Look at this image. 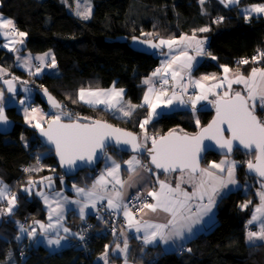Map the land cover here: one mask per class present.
<instances>
[{"label": "trees", "instance_id": "trees-1", "mask_svg": "<svg viewBox=\"0 0 264 264\" xmlns=\"http://www.w3.org/2000/svg\"><path fill=\"white\" fill-rule=\"evenodd\" d=\"M91 1L93 13L85 21L69 13L60 0H0V14L13 20L17 31L27 34L20 37L24 43L18 53L51 51L59 75H30L16 66L14 54L2 46L0 66L16 80L27 82L25 84L34 93L33 104L45 109L39 103L36 90L47 89L59 101L62 110L70 113L72 120L77 117L81 121L104 120L136 133L140 139V123L145 118L146 108L139 107L129 118H120L106 109L85 105L78 99L81 88L115 86L125 89L124 97L132 104L141 103L144 94L141 81L159 65V56L132 50L126 42L130 37L156 42L182 35L206 37L208 46L205 50L209 52V57L216 59L203 60L194 70L195 75L219 73L222 67L236 68L234 59L247 57L251 61L256 49L264 51V16L246 21L239 13L241 7L261 5L264 0H239L229 8L217 0H205L204 4L199 0ZM220 17L223 20L217 23ZM201 28L209 30L201 32ZM148 33L152 35L148 37ZM2 43L0 40V45ZM241 66L240 70L246 72L252 64ZM0 90L7 94L1 87ZM5 115L11 125L8 131H0V182L7 186L8 191L14 192L18 200L13 214L0 224V264H100L97 257L110 242L112 236L109 234L92 240L91 254L68 246L51 251L39 240L29 238L26 231L21 239H17L22 226L30 230L31 223L42 222L46 218L40 200L23 191L29 180L35 182L49 175L55 177V187L60 189V180L83 184L90 182L95 172L84 171L73 178H65L55 163L52 151L40 144L36 129L25 124L24 116L15 107L6 108ZM257 115L264 118V111L257 110ZM49 120L47 118L45 123ZM172 120V115L162 116L152 122L148 129L153 137L158 138L170 131ZM107 153L122 159L129 156L113 149ZM141 157L148 164L147 158ZM232 157L240 162L236 169L238 182L244 184L251 181L254 185L247 191H231L220 199L214 225L189 241L183 250L164 252L154 247L145 249L142 254V247L139 246L132 253L136 263L264 264V244L248 246L245 237V222L258 201L256 189L260 184L259 180L246 176L244 171L246 163L254 158V152L237 150ZM218 158L209 153L202 166ZM248 201L251 203L242 210L240 206ZM90 220L80 221L69 215L68 225L73 222L80 226Z\"/></svg>", "mask_w": 264, "mask_h": 264}, {"label": "snow or ice", "instance_id": "snow-or-ice-1", "mask_svg": "<svg viewBox=\"0 0 264 264\" xmlns=\"http://www.w3.org/2000/svg\"><path fill=\"white\" fill-rule=\"evenodd\" d=\"M205 0H200L201 4H204ZM239 0H220V3L225 7L230 5H235ZM80 5H77L76 15L80 16L82 19H89L91 15V8L88 7L81 11ZM247 13H264V4L253 5L251 8L245 10ZM248 16H245L247 19ZM223 20L220 17L216 22L219 23ZM0 30L3 31V35L7 43H4L3 48L9 49L12 52H19L20 49L15 47L16 44L23 45V39H16L17 36L23 38L27 34L24 32L17 31L14 21L11 19H5L0 17ZM208 28H201L199 31L207 32ZM147 35L151 36V33ZM135 39V38H134ZM147 43L149 47L158 49L166 46L171 53L176 46L183 45L185 50H182L180 56H174L171 60H166L162 66V69H157L153 73V76L159 75L163 70L167 73L171 70L172 79L175 81L177 77L182 78L183 75H188L190 83L194 84L196 87L200 88V94L193 97H189L188 100L183 98V94L187 91V85H184L180 95L173 92L171 97H168L163 88L156 90L153 87H149L148 91L144 95L142 105H134L129 102L127 106L121 103L123 96V89L116 90L114 87L111 90L103 89H84L81 88L79 91V100L88 104H104L108 109L115 110L122 113L124 116H131L132 111L137 107H142L146 104L149 108L148 117L140 123L141 129H144L154 117L159 116L161 113L157 111L161 107V102L165 108L170 107L174 102H178L181 105L191 103L192 110L195 112L196 105L199 101L207 100L208 94L212 93L217 96L215 101H209L213 103L216 107V117L213 121L201 130L195 136L178 135L175 131L169 132L166 136H161L159 138L151 137V148L148 149L149 155L151 156V164L155 166L156 169H162L165 173L169 171H179L182 175L180 180H183L184 176H187V182L193 183L194 191L188 193L181 188L180 181L173 187L171 184L164 180H158L159 189H152L147 191V196L151 197L154 203L144 201L138 212L141 216H147L149 212L159 213L163 212L168 214L166 223H152L148 220H141L136 218L135 206L129 207V203L124 201V193L118 190H114L108 195V208L109 209H120L127 221V227L129 229H135L137 233L143 231V243L153 244L157 241L168 243L176 240L183 239V234L185 231L191 233L193 231V225L199 224L204 216H207L212 212L213 207L217 203V198L223 199L226 193L222 190L228 189L229 185H236L237 180L235 178L236 172V161H231L228 159L222 160L219 163L212 162L209 167L201 168L199 154L204 150L203 140L209 139L215 141V144L220 149H226L227 153H231L234 150V142H238L245 149L255 148L256 155L255 161L249 160L247 162V167L250 172H254L259 178L258 181L261 184V191L258 192L260 197V205L256 207L253 211L251 218L248 220V224L252 225L254 222L259 221L260 231H248V239L251 242L253 239H259L264 241V119H261L257 115V110L264 111V67L252 68L251 73L248 76L242 73H236L233 78H229L228 73L230 69L224 67V77L218 83H213L211 85L205 86L200 80H191V72L193 69L192 61L195 59L193 56L187 55V48L195 47L197 55H205L204 51V41L197 40L195 35L192 37L181 36L179 40L177 39H160L159 43H154L152 40L143 41ZM163 55H167L162 53ZM46 57H51V64H46ZM180 57H184L183 61H180ZM32 57H22L17 56V60L21 62V66L31 68ZM35 60L40 63L36 65V71L34 73L30 72V75H39L44 67H56L55 56L51 52L45 53L42 56H36ZM216 59V57H212ZM252 62L264 61V52H258L257 55L251 58ZM250 61L247 59H242L239 64H248ZM174 64H178L179 71L173 68ZM5 73V69L0 68V74ZM13 77L11 80H5L4 83L7 85V90L9 93L16 92L13 81L16 80ZM215 76H204L201 80H216ZM25 83H27L25 81ZM144 83L150 84V80H145ZM167 78H163V84H167ZM228 85L229 91H225L223 96H220L216 92V89L222 88L224 84ZM233 84H241L244 86L243 91H233ZM25 91H30L25 89ZM154 98H153V94ZM44 95L48 96L49 103L54 108H61L62 106L57 103L51 95L48 94L47 89H44ZM21 105L25 104V100L21 99ZM4 93L0 92V123H7V117L4 111ZM25 112V122L32 123L33 120L36 121L35 127L40 128L41 135L45 136L49 143L55 145L56 154L59 156L61 165L71 166L79 161H87V163H93L94 159L97 157L98 151L103 153L107 160L112 161V166L105 169L97 180L93 183L92 188L85 190L83 188H78L73 185V188L78 195H83L85 197V203L80 206V217L81 219L85 216V208L91 205L96 206L97 199H104L105 197L99 195L96 191L97 188L103 190L107 183L114 182L115 185H120L121 188L133 180V175L129 176V181H123L119 178L120 164L112 160L111 156L107 155L106 149L111 140H115L117 145H131L133 151H139L142 145L138 142V138L130 132H125L120 129L113 128L107 123L95 121L90 124L79 123L80 117L76 120L71 119V115L68 112H60L54 116L50 122H48L47 129L41 128L39 119L36 115L40 113L39 108H32L31 114L29 109L24 108ZM62 117H68L70 122H62ZM42 118V116H41ZM87 119V118H84ZM199 125V120L196 121ZM221 125H227V131L231 133L230 138H225L224 131ZM149 137L145 133V139ZM128 165V171L130 174H135L139 176L140 173L137 169H143L145 171H151L147 164L142 163L141 160L137 159L135 156L131 160L125 161ZM211 169L219 170V173L227 172V176L218 175ZM30 169H25L29 171ZM110 177L111 180L107 179ZM143 179V177H141ZM51 185V178L46 177ZM147 181H145L146 183ZM30 186H34L32 180L28 181ZM31 195L29 188L24 189ZM36 195L42 196L44 203L49 206V220H51L52 213L62 210V205L60 201H55L57 207L52 208L49 196L44 193L37 192ZM59 196L60 193H55ZM205 196L207 197V203H203ZM195 198H199L201 203L196 205V210L192 212L191 201ZM66 199V198H65ZM134 199L140 200L141 197L137 195ZM0 200H7V207L0 208V214L11 215L17 206L18 197L15 193H9L6 185L0 186ZM73 203L80 204V201H73ZM251 201L242 204L241 209H246ZM39 223V221H36ZM53 225L49 224L48 228H52ZM40 229L42 233L46 232L45 225L40 223ZM27 231L29 237H33L35 234V228L31 231L21 227V232ZM65 233H69L68 228H64ZM115 229L113 232L115 233ZM121 235L124 232L121 231ZM81 240H84V236L80 235ZM139 238V237H137ZM19 239V237H17ZM66 239V237H57L56 239H48L47 243L49 245L61 244V240ZM108 249L109 246L105 245V252L99 257L103 261V264H109L108 260ZM119 251L120 253L128 252V240L125 239L123 242V247L117 244L116 249L113 251ZM191 251V249H189ZM127 264V261H125Z\"/></svg>", "mask_w": 264, "mask_h": 264}, {"label": "crops", "instance_id": "crops-1", "mask_svg": "<svg viewBox=\"0 0 264 264\" xmlns=\"http://www.w3.org/2000/svg\"><path fill=\"white\" fill-rule=\"evenodd\" d=\"M217 1L220 3V0H217ZM221 5L224 6L223 4H221ZM254 5H260V4H254ZM231 6H234V5H230L226 8H229ZM252 6L253 5H248V6L241 7L239 9V13L241 16H243L244 18H245V16H248V18L245 19L246 21H249L253 17L264 16V13H260V14L251 13V14H249L245 11L246 9H249ZM182 36L192 37L193 35H182ZM195 37L197 40H200L202 38V37H198V36H195ZM17 38H18V40L20 39V37H18V36H17ZM179 38H175V39L179 40ZM205 39H206V41L203 40L204 45H205L204 50L208 46V39L207 38H205ZM158 43H159V41H158ZM3 44L4 43H2L1 45H3ZM15 47L17 49L21 50L23 48V45L16 44ZM162 48H163L162 53L167 54V55H164V62L166 60H171L174 56H180L181 51L185 50L183 48V45L174 47V49L171 53H169V49L166 46H163ZM4 49L9 51V49H7V48H4ZM186 51H187V55L195 57V59L192 61L193 69L191 72V80H200L202 84H204L205 86H208V85H211L213 83H218L220 80L223 79V77L225 75L224 67H222L220 69L219 73L210 72V73H206V74L195 75L194 70L201 64L202 58L200 57V55H197V53L195 51V47L187 48ZM12 53L14 54L15 60H17L18 55L25 57L26 53H28V52H26V53L12 52ZM15 54H18V55H15ZM183 59H184V57H180L181 62L183 61ZM17 63H18V61H17ZM161 64H162V62H160V57H159V65H158L157 69H162V68H160ZM0 68H3V67L0 66ZM18 68H20V67H18ZM21 68H23L25 70L28 67H21ZM173 68H175L177 71L180 70L178 64H174ZM28 69H30L32 71L34 70L33 68H28ZM229 69H230V72L228 73L229 78H233L236 73H242L243 75L248 76L252 70V69H248L246 72H243L242 70L238 71L235 68H229ZM156 70H154L148 77L143 78L141 81V85L144 87V94H143L141 103L139 105L143 104L144 95L148 91L150 86L156 90H159L158 88H160V87H159V84H157V83H161L163 90L166 92L167 96L170 97L173 94L171 91L172 86L180 85L185 78L189 79L188 75L182 74V78L177 77V80L174 81L172 79L171 70H169L167 73H165L162 70L159 75L153 76V73L156 72ZM8 75H9V73L5 69V73L0 74V79L1 78H8L9 77ZM204 76H209V77L215 76L217 79L215 81L214 80H207V81L201 80V78ZM165 77L168 80L167 84H163V78H165ZM145 80H150V84L144 83ZM191 86L195 90L196 96L199 95L201 89L196 87L192 83H191ZM243 88H244V86L241 84H233L232 85L233 91H243ZM225 91H229L228 85L226 83L223 85L222 88L216 89V92L219 93L220 96H223ZM154 95H155V93L153 94V98H154ZM216 98H217L216 95L209 93L207 100H202V101H199L197 103V105H196L197 110L195 112H193L191 104L190 105H188V104L181 105L178 102H174V104L172 106L165 108L163 106V103L161 102V107L159 109H157V111L160 112L161 114L157 117H154L153 120L150 121L149 124L146 125L144 129H142V132H143L142 134H144L143 136L145 137V133L148 136L147 130L149 128V125L152 122L158 120L162 116H168V115L173 116L172 123H173V129L175 131H178L181 133H187V134H191V135L195 134L200 129V127H202L203 124L206 123L209 120V118L211 117V115L213 113L212 112L213 103H210L209 101H215ZM81 102H83V101H81ZM134 105H136V104H134ZM88 106L93 107V105H88ZM142 107L146 108V113H145V118H144V119H146L148 117L149 108L146 104H144ZM102 108L106 109L107 111H109L110 113L115 115L116 117H120V118L129 117V116H124L122 113H116L115 110H109L106 107L105 108L102 107ZM137 108H139V107H137ZM137 108H135V109H137ZM134 111H136V110H133L132 113H134ZM182 114H185V115L182 117L181 116ZM40 115H41V113H40ZM42 117H43V119H42V125H43V123H45V121H46L45 114H42ZM197 120H199V125H197V123H196ZM10 125L11 124L9 123L6 126H8V128H10ZM149 134H151V133H149ZM151 135H149L148 137H151ZM147 142H151V141H147ZM147 142L145 144L141 140L140 143L147 145ZM107 155L111 156L112 160H115L116 163L120 164L121 168L119 171V178L121 180L129 181L130 175H133V180L129 183H126L123 188H121L120 185H115V189H114V182L107 183L104 186L103 190H101L100 188H97L96 189L97 193L99 195L104 196L105 198L104 199H97L95 207H92L91 205H89V207L85 208V216L83 219H81V217H80V206L85 203V197L83 195H78L77 192L75 191V189L73 188V185H75L78 188H83L85 190L91 189L93 183L97 180V178L102 173L105 172L106 167L110 168L112 166V161L107 160L105 155H104L103 162H102L101 166L95 170L96 172L94 173V177L90 180V182H87V183L84 182L83 184H72V183H66L65 181L60 180V189H56L55 181H54L52 186H46L44 182L37 183L38 182V180H37L34 182V186H30V185L28 186L30 188L31 194L33 193L35 196H37V198L42 203L48 220H49V214H50L49 213V206L44 203L42 196L36 195L37 192H41V193H44L45 195L49 196V200L51 202L52 208L57 207V205L55 203V201H57V200L60 201L61 205L63 206L62 210H58V212L52 213L51 220H49L51 223H48V225L52 224L53 227L48 228V225L46 224V228H48L51 231L49 233L50 235L54 236V235L58 234L57 237L58 236L59 237H68V236L70 237V235H71L70 231L76 230V227L78 228L79 225L77 224L78 225L77 226L76 224H73V222L71 223V225H68V216L69 215H71L73 218H75L77 220L84 221V220H87L88 218H92L96 214L97 207L100 204H105L107 212L114 213L115 215L119 216L121 219V223H122L118 234H116L115 236H112L110 239V242L107 244L109 246V249H108L109 264H125V261H127V264H138L135 262L133 255H132L134 248L141 246L142 247V254H143L145 249L154 248V247H159L164 252L180 251V250L184 249V247L186 246V244L189 241L194 239L199 234L206 232L211 226L214 225V223L216 221V212H217L216 207H217L218 201L220 200L219 197L217 198V203L213 207L212 212L209 213L207 216H204L199 224L193 225V231L191 233L185 231L183 234V239L176 240L174 238L173 241H169L167 244L164 242L157 241L153 244L145 245L143 243V235H144L143 231L137 233L134 228L129 229L127 227V221L123 215L122 210H120V209H109L108 208V200H107L108 195L111 194L114 190H118V191H121L124 193V201L125 202L127 201V199L131 195H139L140 197L146 198L147 202L154 203L152 198L147 196L146 193L148 190H152V189L158 190L159 189L158 180H164L167 183L171 184L173 187L175 186V184L179 180L180 184H181V188L188 193H192L194 191L193 183L187 182V176L186 175L184 176L183 180H180V177L182 175L180 172L179 173H171V174H163L161 172L153 170L152 168H150V166L145 162L144 158H142L141 156L129 155V156H126L125 158L122 159V158H117L115 155L110 154V153H107ZM133 156H135L137 159L141 160L142 163L147 164L149 166V168L151 169V171H145L143 169L138 168L137 171L140 173L139 176H136L135 174H130L128 171V165L125 163V161L131 160ZM227 159L231 160V161H236V159H234L232 156L227 158ZM222 160H223V158L219 157L215 161H211L207 164L205 163V166H202V168H207V167H209L210 163H212V162L219 163ZM238 163L239 162L236 161V169L238 167ZM211 170L213 172H216L218 175H223L225 177L227 176L226 171L224 173H219V170H217V169H211ZM141 177H143V179ZM235 178H236V172H235ZM107 179L111 180L110 177H107ZM145 181H147V182L145 183ZM2 185L3 184L0 182V186H2ZM252 185H254V183L251 181H247L244 184H240L237 180L236 185H229L228 189H224L222 191H224L226 194L231 192V191L238 190V189H241L243 191H247L249 188L252 187ZM261 190H262L261 184H258V188L256 189V196H257L258 201L254 205L252 210L250 211L249 218L245 222L246 227L260 228L259 221L254 222L252 225H249L248 220L251 218L254 209L260 205V197L258 195V192ZM25 193H28V192H25ZM55 193H60V195L56 196ZM77 200L80 201V204L73 203V201H77ZM190 203L192 205V212L194 213L196 210V205L201 203V201L199 200V198H195ZM203 203H207V197L206 196H205ZM1 217H5V216L2 215ZM136 218L141 219V220H148L152 223H166L167 218H168V214L163 213V212H159V213L149 212L147 216H141V214L139 213L138 215H136ZM64 228H68L70 230L69 233H65L63 231ZM121 231L124 232V235H121ZM129 232L132 233L135 237H141L142 240L137 241L135 238H133L132 236L129 235ZM247 233L248 232L245 233V237H246V244L248 246L264 244V241H261L259 239H253L250 242L248 239ZM54 237H56V236H54ZM38 239H39V242H41L45 246H48V247L50 246L49 249L51 251L62 250L64 248H66V244H65L64 240H61V244L59 246H57V245H49L47 243L48 239H51L50 237H48V238L39 237ZM125 239L128 240V252L126 254L120 253L118 250L114 252L113 249H116L117 244H119L120 247H123V242ZM104 252H105V249H104ZM103 253H101L97 257V261L100 264H103V261L99 259V257Z\"/></svg>", "mask_w": 264, "mask_h": 264}, {"label": "rangeland", "instance_id": "rangeland-1", "mask_svg": "<svg viewBox=\"0 0 264 264\" xmlns=\"http://www.w3.org/2000/svg\"><path fill=\"white\" fill-rule=\"evenodd\" d=\"M64 5H65V7H66V9H67V11L69 12V13H71L72 15H74L75 17H77V18H80L81 20H85V19H82L80 16H78V15H76V10H77V5L79 4L80 5V9L79 10H81V11H83V10H85L86 8H88V7H90L91 8V15H92V13H93V4H92V1L91 0H60ZM91 15H90V17H91ZM0 17H3V18H5V19H8V18H6V17H4L3 15H1L0 14ZM90 19V18H89ZM89 19H86L85 21H87V20H89ZM3 31H6V30H0V40H2L3 41V43H7L8 42V40H6L5 39V37H4V35L2 34L3 33ZM148 37H149V35H148ZM206 37H202L200 40H205L206 41V39H205ZM16 39H18L17 37H16ZM203 47H205V45H203ZM205 51V53H207V54H205V55H200V57L202 58V61L203 60H205L206 58H211V57H209L210 56V54H209V52L208 51H206V50H204ZM48 52H51V51H46V52H43V53H38V54H31V53H26V55H25V57H32L33 59L31 60V64H32V67L31 68H33L34 70L32 71V70H30V69H28V68H26L25 70L26 71H28L29 73L30 72H32V73H34L35 71H36V65H38L40 62L39 61H37V60H35L34 58L36 57V56H42V55H44L45 53H48ZM51 54L53 55V53L51 52ZM159 57H160V62H162V64H161V67L160 68H162V66H163V64H164V55H162V53H156ZM15 55H18V54H15ZM17 61L18 60H16V62H15V64H16V66L17 67H24V66H21V63L18 61V63H17ZM45 63L46 64H51V57H46V59H45ZM233 64H234V66L236 67L235 69L236 70H240V68L242 67L240 64H237V63H235L234 62V60H233ZM261 64V62H259V63H253L252 64V67L250 68V69H252V68H254V67H256V68H260V67H264V65H260ZM158 68V66L154 69V70H156ZM21 69H23V68H21ZM9 73V72H8ZM43 73H49V74H51V75H59V71H58V69H57V67H55V68H51V67H44L43 69H42V71L40 72V74L39 75H41V74H43ZM214 73H216V72H214ZM9 77L8 78H1V79H12L13 78V76L11 77V75L9 74L8 75ZM34 76H38V75H34ZM184 80H187L188 81V83H189V86H190V88L193 90L192 91V93H193V97H195L196 96V92H195V90L192 88V86H191V83H190V80L189 79H187V78H185ZM183 80V81H184ZM157 84H159V87L160 88H158V89H161L162 88V84L161 83H157ZM183 85V82L180 84V85H174V86H172L171 87V91H172V93L173 92H175L177 95H180V93H181V91H180V93H178L177 92V90H181L182 89V86ZM14 86H15V88L18 90L17 91V94H15V95H10V94H5L3 91H1L0 90V92H3L4 93V104H3V106H4V111H5V109L6 108H8V107H15L16 108V111L18 112V113H20L21 115H23L24 116V118H25V112H24V108H28L29 109V113L31 114V109L32 108H39L40 110H41V115H40V113H37V114H34V115H36L37 116V118L39 119V122H40V125H41V127H42V119H43V117L41 118V116H42V114H45V117H46V119L47 118H49V119H52L54 116H56L57 114H59L60 112H65L64 110H62V108L61 109H58V108H55V109H53V110H49V109H43L40 105H35V104H33V101H34V93L31 91V88H30V86L28 85V84H25V83H22V82H20V81H18V80H14ZM31 87H33V86H31ZM113 87L116 89V90H120V89H123L124 90V92H123V96H122V99H121V103L123 104V105H125V106H127L128 104H129V101L128 100H126L125 99V97H124V93H125V89L124 88H122V87H115V86H112V87H109V88H103V90H111V89H113ZM25 89H29L30 91H25ZM35 89V88H34ZM85 89H90V88H85ZM92 90H97V88L95 89V88H91ZM98 89H102V88H98ZM40 90H36V92H39ZM80 91V90H79ZM185 97H183L185 100H187L189 97H187L186 96V94L184 93L183 94ZM172 96V95H171ZM170 96V97H171ZM21 99H24L25 100V104L24 105H21L20 104V100ZM78 99H79V92H78ZM217 99V98H216ZM80 102H81V100H79ZM82 103H84V104H86V105H93V107H100V108H102V107H106L104 104H88V103H85V102H82ZM131 103V102H130ZM132 104V103H131ZM188 105H190L191 103L189 102V103H187ZM107 108V107H106ZM108 109V108H107ZM110 110V109H109ZM134 110H137V109H134ZM116 113H120V112H117V111H115ZM133 114V113H132ZM7 117V116H6ZM130 117V116H129ZM129 117H127V118H129ZM45 119V118H44ZM62 120H69V118L68 117H62L61 118ZM261 119H264L263 117L261 118ZM7 123H0V131L1 132H5V131H8L9 130V128H8V126H6V125H8L9 123L11 124V121L7 118ZM81 121V120H80ZM35 123H36V121L35 120H33L32 121V123H26L25 122V124L26 125H28L29 127H32V128H34V129H39V128H37V127H35ZM148 131V136L149 135H151V134H149L150 133V130L148 129L147 130ZM170 131H175L174 129H173V127L170 129ZM169 131V132H170ZM143 133V132H142ZM141 133V135H140V139H139V142H141V140H142V142H144L145 144H146V142L147 141H151V137H153L152 135H151V137H149L148 139H145V137L143 136L144 134H142ZM168 133V132H167ZM166 134V133H165ZM187 134V133H186ZM164 135V134H163ZM141 144V143H140ZM145 144H141V145H143V146H149L150 144H151V142H147V145H145ZM110 150V149H109ZM108 151V150H107ZM106 151V152H107ZM52 154H53V152H52ZM254 156H255V154H254ZM205 157H206V155H205ZM204 157V158H205ZM104 158V157H103ZM221 158H223V160H225V159H227V158H229V157H221ZM237 161V160H236ZM102 162H103V160H102ZM102 162H101V164H102ZM207 163H209V162H207ZM101 164H100V166H101ZM240 165V162L238 163V166ZM96 170V169H95ZM94 170V172H96ZM84 171H88V170H84ZM84 171H81V172H84ZM237 171V170H236ZM80 173V172H79ZM78 173V174H79ZM77 174V175H78ZM76 175V176H77ZM48 177H51V185L49 184V181L47 180V179H41V180H38V182L37 183H39V182H44L45 183V185L46 186H52L53 185V183H54V179H55V177H53L52 178V176H49L48 175ZM71 178H73V177H71ZM73 184V183H72ZM29 186V184L27 183L24 187H23V191H24V189H26V188H29L28 187ZM30 189V188H29ZM10 194L11 193H14V192H10V191H8ZM26 191H24V193H25ZM25 194H27L28 196H33V197H37V196H35L33 193L31 194V195H29V193H25ZM132 196V195H131ZM130 196V197H131ZM135 196H137V195H135ZM129 197V198H130ZM128 198V199H129ZM128 199H127V201H128ZM127 201H126V203H127ZM100 205H102V204H100ZM99 205V206H100ZM105 205V204H104ZM5 206V207H4ZM41 206H42V208L44 209V207H43V205H42V203H41ZM98 206V207H99ZM106 206V205H105ZM7 207V200H0V208H6ZM98 207H97V210H96V214L91 218V220H93L92 222V224L94 225V227L95 228H99V224L97 223L98 221H99V223H100V220L101 221H103V218L100 216L101 215V213H100V211H98ZM15 210V209H14ZM46 213V212H45ZM107 213H109V212H107ZM13 214V213H12ZM11 214V215H12ZM110 214H114V213H110ZM139 214V213H138ZM138 214H136V215H138ZM2 215H4L5 217H1ZM11 215H8V214H0V224H1V221L4 219V218H8V217H10ZM90 219V218H89ZM91 220H90V222H91ZM120 222H121V220H120ZM40 223H42V224H44L45 225V229H46V232L45 233H42L41 232V229H40ZM48 223H51L49 220H48V218H47V216H46V218H45V220L44 221H42V222H39V223H36V222H34V223H31V225L29 226L31 229L30 230H32L33 228H35V230H36V234L33 236V238L32 237H29V238H31L33 241H37V240H39L38 238L39 237H45V238H48V237H50L51 239H55L56 237H57V235L58 234H56V235H54V236H56V237H54V236H52V235H50L49 233L51 232L48 228H46V224L48 225ZM122 224V223H121ZM22 227H24V228H26L27 229V227L24 225V226H22ZM121 228V227H120ZM30 230H28V231H30ZM77 230V229H76ZM76 230H74V231H70V236H72L73 235V233L74 232H76ZM27 232V231H26ZM24 234H25V231L24 232H21V229H20V232H19V239H21L23 236H24ZM112 236H115V234L114 235H112ZM69 237V236H68ZM68 237H66V239H64V242L66 243L67 242V239H68ZM50 247V246H49Z\"/></svg>", "mask_w": 264, "mask_h": 264}, {"label": "water", "instance_id": "water-1", "mask_svg": "<svg viewBox=\"0 0 264 264\" xmlns=\"http://www.w3.org/2000/svg\"><path fill=\"white\" fill-rule=\"evenodd\" d=\"M146 40H151V39H142V38H139V37H130V38L127 39L126 42H127L128 47L131 48L132 50L136 51V52H141V53H145V54H149V55H153V54H156V53H162L163 52L162 48L154 49V48L149 47V45L147 43L143 42V41H146ZM152 41L154 43H158V42H156L154 40H152ZM5 80H11V79H0V87L2 88V90L6 91L10 95L17 94V91H18L17 89H16V92H14V93H9L8 92L7 85L4 83ZM13 84H14V81H13ZM48 94L51 95L53 97V99L57 103H59V101L49 91H48ZM38 99H39V103L43 107H45L46 109H49V110L55 109L49 103L48 96L44 95V89H41L38 92ZM58 109H61V108H58ZM212 110H213V113H212L211 118L202 127H200V129L195 134H192V135L191 134H187V135L195 136L198 133H200L203 128H206L213 121V119L216 117V107H215L214 104H213ZM50 121H51V119L49 121H47L45 123V125L42 126L41 128L46 130L47 127H48V122H50ZM95 121L104 122V123H107L108 125H111L113 128L120 129V130L125 131V132H130V133H132L133 135H135L138 138L136 133L131 132L129 130H126L124 128H121L119 126L113 125V124H111V123H109L107 121H104V120H100L99 119V120L79 121V123L90 124V123H93ZM62 122L69 123L70 120H62ZM221 127L223 129H225V131H224L225 138L226 139L230 138L231 137V133L227 131V125H221ZM170 132H173V131H170ZM175 132L178 135H185L186 134V133H181V132H178V131H175ZM168 134H169V132L164 134V135H162V136H166ZM36 137L39 140L40 144L45 149L50 150V151L53 152V158L55 160V163H56L60 173L63 174L65 176V178L75 177L79 172L84 171V170L94 171L95 169H97L100 166V164H101V162L103 160V157H104V154L100 153L98 151L97 157L94 159L93 163H91V164L87 163V161H79V160H77L76 163L71 165V166H68V165H63L62 166L60 158L56 154L55 145L49 143L47 138L45 136L41 135L40 128L36 130ZM138 142H139V139H138ZM202 143H203V146H205V147H204V150L199 154V160H200V167L201 168H202V163H203L205 155H207L209 153L215 154V155H217L219 157H231L234 154L235 151L240 150V151H252L256 155V151H255L254 147L252 149H245L242 145H239L238 142H234V150L231 153H227L226 149H220L219 147H217L216 144H215V141H213V140L204 139ZM150 148H151V144L148 147L142 145V148L139 151H133L131 145H124V144L117 145L115 143V140L113 139V140H111L109 142V145H108L106 151L109 150V149H113L114 151H117V152H120V153H123V154H127V155L145 156L147 158V160H148V165L153 170H156V171L161 172L163 174L179 173L178 170L177 171H169V172L165 173L162 169H156L155 166L151 164V156L149 155V152H148V149H150ZM250 160H252L254 162L255 161V156H254V158H252ZM244 171H245L246 176L252 177V178L257 179V180L260 181V178L254 172H250L249 171V169L247 167V163L245 165Z\"/></svg>", "mask_w": 264, "mask_h": 264}, {"label": "built area", "instance_id": "built-area-1", "mask_svg": "<svg viewBox=\"0 0 264 264\" xmlns=\"http://www.w3.org/2000/svg\"><path fill=\"white\" fill-rule=\"evenodd\" d=\"M258 52H264V51L262 49H256L254 54L251 56V58L253 56L257 55ZM242 59L250 60L249 58L244 57V58H236V59H234V62L239 64L238 62ZM250 62H251V64H253V63L256 64V63L261 62L260 65H264V61H256V62L250 61ZM240 65H244V64H240ZM184 85H187V91L185 92L186 96L187 97H193V93H192L193 90L190 88L187 80L183 81L182 86H184ZM180 91L182 92V89L177 90L178 93H180ZM183 97H185V96L183 95ZM135 197H136L135 195H132L128 199L127 203H129L130 208L133 207V205H134L135 209H137L136 214H138L139 213L138 209H139L140 205L144 201H147V199L144 197H141L140 200H136V199H134ZM98 211H100V213H101L100 216L103 218V221L100 220V223H99V221L97 222L99 224V228H95L94 225L92 224L93 223L92 221L91 222L90 221L83 222L80 226H78L76 232H74L73 235L68 238V240L66 242L68 247H75V248L83 250L84 252H88L91 254L93 252V249H92L93 247L91 246V244H92V240L95 237L100 236V235L104 237L107 234H109L111 236L114 234L115 235L118 234L120 227H121L120 217L115 215V214L107 213L106 206L104 204H102L98 207ZM113 229L116 230L115 233L113 232ZM245 231L246 232H248V231L259 232L260 228L245 227ZM80 235L84 236V240H81L79 238ZM129 235L132 236L133 238H135L137 241L142 240L141 237L137 238L130 232H129Z\"/></svg>", "mask_w": 264, "mask_h": 264}, {"label": "bare ground", "instance_id": "bare-ground-1", "mask_svg": "<svg viewBox=\"0 0 264 264\" xmlns=\"http://www.w3.org/2000/svg\"><path fill=\"white\" fill-rule=\"evenodd\" d=\"M139 139V138H138ZM69 238V237H68ZM68 240V239H67ZM66 244V243H65ZM68 245L66 244V247H67Z\"/></svg>", "mask_w": 264, "mask_h": 264}]
</instances>
